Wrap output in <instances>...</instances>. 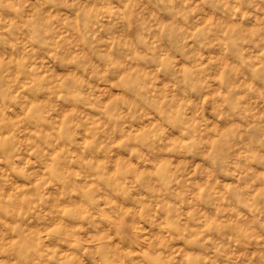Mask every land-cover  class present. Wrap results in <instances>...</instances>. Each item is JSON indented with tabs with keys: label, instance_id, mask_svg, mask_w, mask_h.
I'll return each mask as SVG.
<instances>
[{
	"label": "clouds",
	"instance_id": "obj_1",
	"mask_svg": "<svg viewBox=\"0 0 264 264\" xmlns=\"http://www.w3.org/2000/svg\"><path fill=\"white\" fill-rule=\"evenodd\" d=\"M0 264H264V0H0Z\"/></svg>",
	"mask_w": 264,
	"mask_h": 264
}]
</instances>
